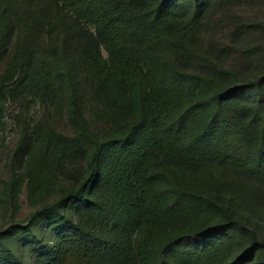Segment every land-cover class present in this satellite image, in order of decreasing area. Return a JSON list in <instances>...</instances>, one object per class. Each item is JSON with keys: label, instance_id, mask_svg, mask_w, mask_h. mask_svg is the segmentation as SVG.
<instances>
[{"label": "trees", "instance_id": "1", "mask_svg": "<svg viewBox=\"0 0 264 264\" xmlns=\"http://www.w3.org/2000/svg\"><path fill=\"white\" fill-rule=\"evenodd\" d=\"M243 1L264 2L0 0V58L15 27H44L8 56L0 101H63L71 124L24 128L14 157L26 156L36 207L0 230V264H28L16 243L41 264H264L251 218L264 217V42L205 35L222 18L239 42L264 33L227 12ZM236 50L245 70L228 60Z\"/></svg>", "mask_w": 264, "mask_h": 264}, {"label": "rangeland", "instance_id": "2", "mask_svg": "<svg viewBox=\"0 0 264 264\" xmlns=\"http://www.w3.org/2000/svg\"><path fill=\"white\" fill-rule=\"evenodd\" d=\"M227 12H236L244 17H257L264 21V2L252 3L243 1L235 3L228 7ZM42 24L36 23V35L30 29L25 30L23 34L21 33V36L17 27L12 30L7 41L9 45L8 52L0 58V74L5 69L11 51L19 43L28 46L38 44L39 37L44 33ZM82 25L87 29L93 28L92 24L87 20H82ZM209 27V29L205 30L206 38L218 40L222 44L238 43L241 45L245 44L246 41L247 44L253 45L264 42V33L260 31L249 35L239 42L241 34H234V24L229 18L216 19ZM4 44H6V41ZM249 56L243 51L236 50L229 55L228 60L239 64L240 68L245 70L250 59ZM75 64L81 66L79 60H75ZM92 113L91 118L96 116V119L92 121L93 124L96 127L102 125L104 121L97 116L96 111L93 110ZM35 124H52L61 130L67 131L71 128L67 104L63 101L58 102L53 98L43 100L41 97L18 93L0 101V230L7 228L16 220L25 219L36 207V203L33 200L34 197H31L32 189L34 188L29 183L30 172L27 170L26 156L19 152L16 155V159L14 157L16 146L22 137L24 128L27 127L28 132H30ZM14 171H16L15 192H12L10 182L13 180ZM55 180H57L56 176L50 183L55 184ZM13 194L17 200L16 204L13 200L14 196L12 197ZM36 194H39V192L36 191ZM241 212L248 214L246 210ZM251 218L258 231L264 234V217L253 215ZM36 231L44 238L45 242L50 245L57 244L56 237L52 235L51 229L36 227ZM15 250L28 264H41L36 256L33 244L16 243Z\"/></svg>", "mask_w": 264, "mask_h": 264}]
</instances>
